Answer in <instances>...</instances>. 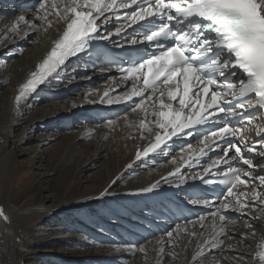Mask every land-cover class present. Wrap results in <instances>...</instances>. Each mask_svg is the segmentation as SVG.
<instances>
[{
	"label": "bare ground",
	"instance_id": "bare-ground-1",
	"mask_svg": "<svg viewBox=\"0 0 264 264\" xmlns=\"http://www.w3.org/2000/svg\"><path fill=\"white\" fill-rule=\"evenodd\" d=\"M44 1H47L46 11L39 10V5L35 11L15 13L10 17L6 15L9 8L0 3V86H5L0 97V210L7 217V220L0 217V264H12V257L16 260L15 264H20V260L28 253L24 245L29 243L22 234L37 228L36 224L46 222L49 225L55 223V226L44 230L57 235L54 239L57 243L78 241L81 235L77 233L92 235L91 242L81 240L83 251L77 256L68 249L61 253L55 251L60 255L59 258L70 261V264H253L252 253L264 233V203L260 202V199H264V185H260L259 180L248 187L236 188L226 201L229 209L225 211L221 208L222 212L215 217H203V220L192 224L174 226L168 233L140 242L137 246L127 241L135 234L133 223H137L141 216L148 215L149 209L154 210L152 205L157 201L156 188L173 181L161 180V177L180 164L196 145L193 142L177 150L174 144H168L146 157L136 159L140 149L161 130L156 124L158 117L153 115V112H158L159 104L150 107L153 102L146 98L144 105L136 111L133 109L140 102L111 121L91 124L90 119L98 114L99 108L124 99L132 83L118 79L110 69L96 68L97 65L89 56L71 57L57 73L28 92L17 106L15 97L21 85L32 78L33 72L38 71L37 65L42 63L66 28L65 20L56 13H63L67 0ZM21 16L25 19L20 20ZM101 24V36L108 35L109 40L117 38L115 30L120 28L114 30L109 17L104 18ZM79 74L82 76L75 78ZM102 80V83L90 86L93 81ZM82 86L87 88L79 91L75 99L69 97L65 103L38 106L52 98L74 95V91ZM33 96L38 98L33 101L41 111L40 116H33L31 124L23 127H26L25 133L19 134L15 142L36 140L44 146L62 134L61 147L52 145L55 148L54 157L50 156L45 165L65 166L74 161L75 166L72 167L69 185L64 186L60 193L58 187L62 184V174L53 189L59 191V197L55 196L49 203L37 202L32 206L21 203L14 207L13 200L24 189H15V181L27 180L34 174V161L31 159L24 164L18 163L16 153H19L20 147L17 149L19 151L12 152L7 143L22 121L25 109L31 108ZM166 103H170L168 98ZM141 121L145 123L141 124ZM69 125L73 130L64 133ZM257 125L263 127L261 123ZM37 129L50 130L51 133L39 134L34 138ZM183 139L186 142L191 140L190 137ZM262 150L264 153V144ZM41 156L34 155V158ZM130 161L131 165L126 166ZM259 166H264V159ZM94 169L96 171L88 178L91 183L84 185L87 181L83 180L84 174ZM53 174L46 172L43 176ZM184 175L178 173L176 176ZM122 179L125 183L115 188L114 185ZM153 185L156 187L153 188ZM253 188L262 194L260 199H251ZM163 192L169 194L168 191ZM240 192L249 194L240 197L241 203L247 201V206L243 208L235 203L236 194ZM170 195H174V191ZM107 201L115 204L102 206ZM69 211L74 212H71L73 214L70 217H65L66 213L70 214ZM82 211L90 213L84 215ZM221 215L226 216L224 222L220 219ZM82 220L85 222L82 223ZM249 224L252 227H247ZM220 228H223V232H220ZM65 231H69V239H66L68 234L60 236ZM19 236L22 238L18 240ZM206 240L210 242L206 244ZM141 248L144 251H140Z\"/></svg>",
	"mask_w": 264,
	"mask_h": 264
},
{
	"label": "snow or ice",
	"instance_id": "snow-or-ice-1",
	"mask_svg": "<svg viewBox=\"0 0 264 264\" xmlns=\"http://www.w3.org/2000/svg\"><path fill=\"white\" fill-rule=\"evenodd\" d=\"M131 5H136V10L130 16L125 15L124 19L138 27H143L138 22L151 26L145 30L143 41L153 49L151 53L145 54L146 58L131 62V66L125 69L129 76L139 73V79L143 82L142 88L134 89L125 97L126 100H131L134 96L141 97L133 111L144 105L145 98L153 102L150 105L153 108L158 101L161 110L153 112L158 117L157 127H171L174 135L177 130L188 128L191 124L208 122L211 113L202 115L198 112L196 115H199V119H193L192 115L185 119L184 113L194 104H200L199 99L186 101L185 97L193 89L196 90L197 97L207 95L210 86L217 85L222 90L211 91V104L207 107L215 106L214 110L221 114L243 117L246 128L253 124L257 119L256 113L264 109V0H131V4H125L123 0L119 4L117 0H67L63 13H56L60 19L65 20L66 28L42 63L37 65L38 71L33 72L32 78L21 85L20 92L15 97L17 106L28 92L57 73L69 57L86 51L96 39L109 38L100 35L99 25L96 23L98 19L105 18L106 13L118 7L127 8ZM39 10L46 11L44 0H41ZM19 19L24 20L25 17L21 16ZM119 31L120 29L117 30ZM143 41L133 39L130 43L136 45ZM225 93L231 99L219 100ZM165 94L170 100H179L181 108L176 110L171 104H165ZM259 119L264 121V115L259 116ZM144 123L141 121V124ZM212 127L217 128V131L210 133L215 137L235 136L240 131L230 129L228 123L224 127L215 124ZM255 130L261 137V143H264V127L256 125ZM160 140L161 137L157 134V143L151 148L158 147ZM226 143L229 147L223 149L225 156L230 148H235L236 156L249 168L253 167V162L241 155L239 147L230 141ZM149 150L151 149H146L145 153ZM261 156L264 157V153ZM235 158L234 156L232 160ZM221 162L228 166L220 182L226 186L227 196L231 197L236 185L246 184V181L241 178L240 169L232 167L230 161L221 158L215 163ZM261 171L264 172V169ZM244 175L250 176V173L246 172ZM255 179L259 180L260 185H264V175ZM245 195L249 194H236L235 203L241 208L247 206V201L241 203L240 200ZM261 195L255 188L250 194L252 200L260 199ZM260 202L264 203V199H260ZM221 208L227 211L229 203L219 201V207L212 216L215 217ZM0 217L7 220L3 210H0ZM220 219L223 221L226 216L221 215ZM220 232H223V228H220ZM215 235L214 226L213 239ZM209 242L205 241L206 244ZM140 251L144 249L141 248ZM252 260L253 264H264V233L252 253Z\"/></svg>",
	"mask_w": 264,
	"mask_h": 264
},
{
	"label": "rangeland",
	"instance_id": "rangeland-1",
	"mask_svg": "<svg viewBox=\"0 0 264 264\" xmlns=\"http://www.w3.org/2000/svg\"><path fill=\"white\" fill-rule=\"evenodd\" d=\"M78 77L79 76H76L75 78H78ZM2 87L0 86V97L2 96V93L4 91L5 86L3 85ZM79 91H81V89L74 91V93H75L74 95H71V96L70 95H63L60 97L52 98V99L47 100L46 102L40 103V105H38V106L46 107V106H52L53 104H56V103H62V102L65 103L69 97H72V99L77 98V94ZM36 98L37 97H34V96L31 97L32 104L29 102L31 105V108H29V110L27 108L25 109V114L22 116V121H20L19 126L14 129V131H13L14 136L7 143V147L9 149V151L11 149L12 152L13 151H16V152L19 151L17 149L20 147L19 153L18 152L16 153L18 160H19L18 163L24 164L27 160H31V159H32V161H34V162H32V164H34V166L32 167V171L34 174H32L27 180L19 179L18 182L15 181V189H17V190H21L23 188L24 189L19 194V196H16V198L14 199L15 201L13 200L12 205L14 207H18V205L20 206L21 203L22 204H24V203L28 204L27 206L35 205L37 202L49 203V201H52V199L55 196H56L55 198L59 197L60 193L62 192L61 190H63L62 188L64 186L69 185V181L72 178V172H73L72 167L75 166L74 161L70 162L68 165H65V166H62V165L59 166V165L53 164V165H50V167H47L45 165L47 159H49L50 156L54 157V154H55L54 146L58 147V148L61 147L60 139H61L62 134L60 137H57L55 140L50 141L49 143H47L44 146L42 144H38L36 140H31L28 143H25V142L23 143V142H19V141L15 142V139L17 140L16 137L19 134L23 135V133H25L26 127L24 129H23V127L25 125H27L28 123L31 124V122H32L31 119H33V116L34 115L40 116L41 111L37 109V103L36 102L34 103V101H33ZM0 105H1V100H0ZM39 111H40V113H39ZM70 127H72V126H70ZM71 130H73V129H71ZM68 132L69 131L65 130L64 133H68ZM43 133L49 134V133H51V131L50 130H47V131L44 130L43 131L41 129H37L34 132V135H35L34 138L37 135H39V134L41 135ZM60 133H63V132H60ZM56 144H57V146H56ZM52 145H54V146H52ZM37 150L40 151L39 154L36 153ZM48 153L51 155H49ZM34 155H36V156L42 155V156H41V158H38V157L34 158ZM99 165H100V163L97 165V167ZM65 170H66V172L64 173ZM96 170H97V168H96ZM96 170L94 169V170H91L90 172H86L84 174L83 180H87L84 183V185H89L91 183L90 181L88 182V178H90L92 173L95 172ZM46 172H49V173L53 172L54 174L52 176H43ZM62 174H64V176L62 178L61 186L58 187L60 189L59 190L60 193H59V191L56 192V191H53V189L55 188V186L58 185V181H59L60 176ZM124 183H125V180L122 179L121 181L117 182L114 185V187L115 188L120 187ZM51 192H53V193H51ZM35 200H38V201H35ZM1 204H2V202L0 201V208L2 206ZM111 204H115V202H110V201L103 202L102 206H107V205H111ZM39 205L41 206L43 204H39ZM43 206H47V205L44 204ZM90 209H93V207H90ZM71 212H74V211H69L68 213H70V214L66 213L65 217H68L69 215L73 214ZM81 213H83L84 215H87L88 213H90V211H88V212L82 211ZM108 221L111 222L112 219H108ZM81 222L84 223L85 221L82 220ZM50 224L51 225L47 224V222L43 223V224L38 223V224H36L37 228H34V230H31L30 232L22 234L24 240H25V238L28 239L29 243L24 245V249L28 250V253L24 255L22 260H20V264H70V261L68 262L63 258H59L60 255L55 253V251L56 252L58 251L61 253V251H63L64 249H68L70 251V253H73L74 256H77L80 254V252L83 251V242L82 241H84V240H86L85 242L93 241L92 235L90 236V234L85 235L82 233H77L76 235H79V234L81 235V236L79 235L80 236L78 238L79 240L78 241H70L67 243L68 245L65 243L54 242V239L57 237V235H54L49 230L48 231L44 230V228H46V227H48V229H49L50 227L55 226L54 225L55 223H50ZM68 233H69V231H65L60 236L67 235ZM69 235L70 234H68V237H66V239H69ZM20 238H22V237L19 236L18 240ZM51 238H53V239H51ZM100 244H102V243H100ZM29 251H32L33 253H30ZM12 261H13L12 264L16 263V260L13 259V257H12Z\"/></svg>",
	"mask_w": 264,
	"mask_h": 264
}]
</instances>
